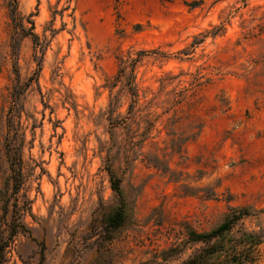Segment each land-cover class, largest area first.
I'll list each match as a JSON object with an SVG mask.
<instances>
[{
  "label": "rangeland",
  "instance_id": "374dc122",
  "mask_svg": "<svg viewBox=\"0 0 264 264\" xmlns=\"http://www.w3.org/2000/svg\"><path fill=\"white\" fill-rule=\"evenodd\" d=\"M9 2L0 0V188L15 72L30 86L18 208L0 213L5 237L13 219L27 233L4 264H179L195 247L161 252L184 243L185 226L208 231L229 207L264 208V0H17L36 45L14 30ZM127 51L148 52L138 104L122 83L109 89ZM108 169L127 216L109 237L101 222L118 199ZM258 222L264 214L245 226Z\"/></svg>",
  "mask_w": 264,
  "mask_h": 264
},
{
  "label": "trees",
  "instance_id": "16d2710c",
  "mask_svg": "<svg viewBox=\"0 0 264 264\" xmlns=\"http://www.w3.org/2000/svg\"><path fill=\"white\" fill-rule=\"evenodd\" d=\"M246 3L247 0H242ZM9 18L14 30L23 38H29L35 45L38 42V36L34 33V24L28 20L30 27L23 23V19L17 12V0L9 2ZM224 25L213 27L206 35L216 36L222 33ZM147 51H127L116 56L118 71L114 78V83L110 84L109 89L112 96V89L122 83L125 94L131 100L130 104H138L140 100L139 88L136 83V70L138 64ZM161 57L164 54L158 53ZM16 83L13 85L10 93L11 105L6 112V135L4 139V155L8 164L9 177L3 187L0 188V213L2 220L10 211L16 215L17 203L11 204L13 196H17L18 191L23 185L24 163L23 147L25 134L21 123L22 102L21 98L30 84L21 83L18 72L16 71ZM124 81V83H123ZM37 84V80L35 81ZM31 83V82H30ZM118 95L111 98L109 104H114ZM110 187L118 199V205L115 211L105 218L101 223L104 226L105 233L112 235L113 232L122 228L127 220L126 206L121 189L120 178L116 176L112 169H108ZM18 210V209H17ZM23 211V210H21ZM19 211V214H21ZM264 214V208L255 209L252 207H229L222 221L214 228L208 231L199 232L191 226L184 227V243L173 244L161 252L162 259L170 258L182 252L184 244L195 247L191 255L179 264H264V227L258 222V229H248L245 221L250 218L258 219ZM14 218V216H13ZM9 226V231L5 237L0 228V264L5 263V254L13 242L14 237L20 231L25 230L24 223L20 226L13 224ZM29 233V232H28ZM41 250L44 244L39 242ZM43 254L41 253V256Z\"/></svg>",
  "mask_w": 264,
  "mask_h": 264
}]
</instances>
